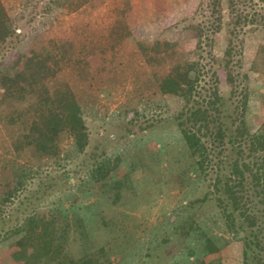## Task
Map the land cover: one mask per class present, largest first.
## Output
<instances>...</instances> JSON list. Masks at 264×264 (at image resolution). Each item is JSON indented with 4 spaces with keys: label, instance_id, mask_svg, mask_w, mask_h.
<instances>
[{
    "label": "trees",
    "instance_id": "16d2710c",
    "mask_svg": "<svg viewBox=\"0 0 264 264\" xmlns=\"http://www.w3.org/2000/svg\"><path fill=\"white\" fill-rule=\"evenodd\" d=\"M20 1L25 5L32 0ZM248 1L208 0L210 21L204 16V23L194 27L197 58L172 65L156 79L152 74L145 77V84L152 86L148 100L166 94L178 100V108L170 120L180 133L181 143L175 152L162 143L161 148L148 151L150 156L145 157L142 134L140 138L137 134L128 136L127 157L136 161L134 168L147 169L144 178L112 175L111 181L99 192L91 189L97 183V174L109 172L111 161L107 158L104 164L92 166L93 172L86 173L76 190L84 198L79 202L83 204L81 210L88 201H98L96 218H69L68 209H74L75 204L68 208L60 204L53 207L49 218L40 212L42 210L35 215L32 211L38 209L37 203L49 187L47 184L59 185L60 190L72 184L68 171L50 176L42 173L41 168L60 165V161L83 151L88 140L83 119L84 91L93 87L102 90V85L108 88L107 84L113 83L116 77L97 73L86 60L84 71L81 70L78 64L84 52L87 56V51L76 50L70 41L54 42L48 48L36 40L37 33H33L31 46L17 38L15 46L20 63L15 64L12 60L0 63V87L3 89L0 93V123L12 143L11 149L0 160V247L12 244L7 250V264H146L153 262L159 256V249L173 241L179 224L184 228L183 237L188 239L181 247L185 250L184 258L188 261L190 254L194 257L191 263L201 264L203 258L212 256L213 261L221 247L218 240H223L209 235V231H205L194 218L196 211L210 201L216 202L219 211L223 212L229 229L239 233L242 264H264V123L252 132L246 121L248 92L246 86L238 89L235 81L240 76L246 78L247 74H242L241 68L235 72L234 67L242 64L240 58H233L237 53L235 40H239L241 34L264 28V8L246 10L244 7ZM41 3L38 0L31 5L33 9H41ZM78 5L77 0L67 4L70 10H76ZM201 6L199 2L196 11ZM3 7L0 2V13L5 15ZM53 9L45 3V8L33 11V14L47 18L40 26L50 21L48 16ZM200 11L204 13L203 9ZM35 19L30 14L29 19L19 23L17 17L11 19L6 14L0 45L9 34L16 32L11 28L14 22L23 28ZM217 34L224 37L223 48L213 46ZM203 36L206 39L203 45L208 47L209 61L206 63L201 62ZM175 45L156 41L150 49L142 51L148 62H162L169 54L177 53ZM47 63H51L52 69L48 75L37 72L38 65L44 67ZM80 80L86 90L78 87ZM200 81H203L202 85ZM133 111L137 115V109ZM69 146L73 152L69 151ZM14 152L16 154L12 156ZM118 154L116 162L120 163ZM161 155L165 156L164 161ZM164 172H176L184 198L194 193L198 189L194 186L205 182L204 179L208 180V193L199 204L187 202L184 206V202L178 200L169 212V215H175V222L165 226L160 238L142 234L138 237L141 240L137 239L130 235L129 227L124 224L128 215H122L112 208V204L122 205L137 194L144 198L153 190L161 193L157 176ZM32 175L38 179L36 188L25 190V198L30 199L31 207L20 199L21 207L15 210V214L3 213L6 203L24 190L28 177ZM140 180L145 186L134 192L130 186ZM75 192L66 196H74ZM103 201L110 205L105 206ZM112 210L117 213V218H112ZM28 212V216H23ZM160 230L154 227L151 231L159 234ZM145 232L147 229L143 230ZM175 245L179 247L182 243Z\"/></svg>",
    "mask_w": 264,
    "mask_h": 264
},
{
    "label": "rangeland",
    "instance_id": "374dc122",
    "mask_svg": "<svg viewBox=\"0 0 264 264\" xmlns=\"http://www.w3.org/2000/svg\"><path fill=\"white\" fill-rule=\"evenodd\" d=\"M36 1L38 0L27 1L24 5L20 0H0L5 15L7 14L11 19L17 17L20 23L29 19L30 14L36 18L35 21L24 26L25 29L17 27L15 22L12 24L11 28H15L16 32L13 35L9 34L5 42L0 45V63L12 60L15 64H19L21 58L16 50V41L19 39L27 46H31L33 33H37L39 37L36 40L48 48L54 42L70 41L76 50L83 52L86 50L87 56L85 57L84 52L78 64L81 70L84 71L83 63L86 60L97 73L101 75L108 73L107 75H114L116 79L113 83L107 84L108 88L102 85V90L95 87L86 90L84 82L79 81L78 87L86 90L83 93V103H85L83 119L88 134L87 143L82 152L60 161V165L41 168L42 173L50 176H58L63 171H68L72 184L67 187L68 190L67 188L60 190L59 185L52 187L51 184H47L49 187L44 191L43 198L38 201V209L32 211V214L35 215L38 210H42L40 212L49 218L53 207L60 204L68 208L71 204H75L74 209H68L69 218H82V216L96 218L95 212L99 208L96 198L99 199V193L95 198L96 202L88 201L81 210L83 204L79 202L84 198L81 192L76 190L77 184L86 177V173L93 172L92 166L94 168L96 165L104 164L107 158L111 161L109 172L97 174V183L91 189L92 192H99L103 185L111 181L112 175L139 180L144 178L147 172V169L141 166L134 168L136 161L127 157L128 136L137 134L140 138L142 134L141 140L144 145L142 149H145V157L150 156L148 151L161 148L162 143L172 152L178 150L181 136L176 125L172 123L173 120L170 119L177 110L179 102L175 97L167 94L162 97L157 95L148 100L147 95L151 94L152 86L145 84V77L152 74L156 79L172 65L197 58L194 27L204 23V16L210 21V13L207 10L208 0H77L79 5L76 10H70L67 6L72 0H39L43 6L41 9L45 8V3L54 8L48 16L50 21L42 23V26L40 24L46 17H42V14H33L34 10H41L33 9L31 4ZM199 2L202 6L196 11ZM244 8L262 9L264 1L249 0ZM201 9L204 13L200 11ZM3 15L0 13V35L4 25L2 22L5 15ZM214 38V48H223L224 37L217 34ZM156 41L176 44L177 53L169 54L162 62L155 60L148 62V57L143 55L142 50L150 49ZM205 41L203 36L202 63L209 61L206 53L208 47L206 44L203 45ZM235 42L237 53H234L233 58L234 60L240 58L242 64L241 67H234L235 72L241 68L240 72L247 74L246 78L241 79L240 76L236 79L235 86H238V89L246 86L248 92L246 121L253 132L264 123V48H260L264 46V28L249 30L241 34L239 40ZM47 64L43 65L44 67L38 65L37 72L48 75L52 69L51 63ZM202 82L200 81L201 85ZM2 92L3 89L0 87V93ZM236 95L240 98L237 92ZM135 109L138 111L137 115H134ZM8 136L0 123V160L6 155L5 152L11 149L12 143ZM134 140L137 141V138ZM64 145L65 143L62 144ZM71 147L69 146L68 149L73 152ZM117 153L121 159L120 163L116 162ZM15 154L14 152L12 156ZM161 160H165L164 155H161ZM32 176L28 177L24 190L6 203L7 207L3 208V213L15 214V210L21 207L20 199L24 200L27 207H31L28 203L30 199L25 198L27 195L25 190L36 188L38 179L36 175ZM157 178L160 179L161 193L153 190L150 195L145 196L146 198L137 194L134 195L135 198L132 197L122 205L112 204V208L117 209L122 215H128L124 224L129 227L130 235L133 234L137 239H140L138 237H142V234L144 237L149 234V237L157 235L160 238L168 224L171 221L175 222V215H169V212L177 202H184V206L187 202L199 204L208 193L207 179L197 187L194 186L198 189L184 198L183 192L179 190V178L176 172H167ZM143 186L145 185L140 180L130 188L136 192V189L140 190ZM73 192H75L74 196H66ZM103 202L105 206L110 205ZM116 214L112 210V218H117ZM195 214L197 223L205 231H209V235L223 240H218L221 247L213 256L216 260L211 261L212 256H207L200 261L201 264H242L239 233L229 229L223 212L219 211L216 202H208ZM28 215L29 212L23 216ZM154 227L161 229L159 234L151 231ZM144 229H147V232L143 233ZM174 232L173 241L167 247L159 249V256L153 262L146 264H196L191 263L194 261L192 255H188V261L184 258L185 250L181 247L186 245L188 239L183 237V225L179 224ZM181 243L179 247L175 245ZM11 246L12 244L0 247V264H7V250Z\"/></svg>",
    "mask_w": 264,
    "mask_h": 264
}]
</instances>
